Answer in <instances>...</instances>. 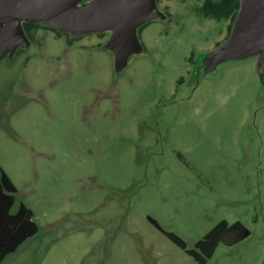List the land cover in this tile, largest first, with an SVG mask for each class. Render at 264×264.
Instances as JSON below:
<instances>
[{"label": "rangeland", "instance_id": "obj_1", "mask_svg": "<svg viewBox=\"0 0 264 264\" xmlns=\"http://www.w3.org/2000/svg\"><path fill=\"white\" fill-rule=\"evenodd\" d=\"M202 1L154 0L122 57L113 28L1 23L0 168L38 225L1 264H200L148 215L194 249L239 220L206 264H264V22Z\"/></svg>", "mask_w": 264, "mask_h": 264}, {"label": "water", "instance_id": "obj_2", "mask_svg": "<svg viewBox=\"0 0 264 264\" xmlns=\"http://www.w3.org/2000/svg\"><path fill=\"white\" fill-rule=\"evenodd\" d=\"M89 1L0 0V27L2 22H8L9 27L15 29L19 36L24 28L22 25L18 27L17 19L37 21L79 36L113 28L118 42L114 47L118 56L122 57L128 50L139 45V37H136L133 29L137 22L144 18L162 15L155 6L154 0H93L85 9L75 12L64 10L72 4ZM251 21H255L257 26L261 25L260 22H264V0H240L229 35L240 37L244 31L243 27Z\"/></svg>", "mask_w": 264, "mask_h": 264}, {"label": "trees", "instance_id": "obj_3", "mask_svg": "<svg viewBox=\"0 0 264 264\" xmlns=\"http://www.w3.org/2000/svg\"><path fill=\"white\" fill-rule=\"evenodd\" d=\"M239 6L240 0H203L199 6V12L203 16L218 20L229 19V33ZM145 25L146 23L138 28V37ZM22 26L28 35L33 28L40 26H47L58 33L64 31L31 20L23 21ZM64 32L68 33L67 31ZM16 191L17 188L11 177L4 169L0 168V262L38 231V225L33 218V211L25 203L20 202L17 211L11 212V208L15 203ZM148 220L163 231L175 244L185 249L200 264H206L220 241L232 245L250 234L249 228L241 221L236 220L229 223L223 219L195 243L197 249H194L187 248L185 241L174 232L165 231L152 216L148 215Z\"/></svg>", "mask_w": 264, "mask_h": 264}, {"label": "bare ground", "instance_id": "obj_4", "mask_svg": "<svg viewBox=\"0 0 264 264\" xmlns=\"http://www.w3.org/2000/svg\"><path fill=\"white\" fill-rule=\"evenodd\" d=\"M93 0H90L87 3H82V4H72L66 8H64L65 11H71V12H75V11H79L82 9H85L87 7H89L92 4Z\"/></svg>", "mask_w": 264, "mask_h": 264}, {"label": "flooded vegetation", "instance_id": "obj_5", "mask_svg": "<svg viewBox=\"0 0 264 264\" xmlns=\"http://www.w3.org/2000/svg\"><path fill=\"white\" fill-rule=\"evenodd\" d=\"M166 1H169V0H166ZM201 5V4H200ZM199 5V6H200ZM201 14V13H200ZM216 20H218V19H216ZM225 20H228V21H230L229 19H225ZM228 24H229V22H228ZM228 24L226 25V27H227V31H228Z\"/></svg>", "mask_w": 264, "mask_h": 264}, {"label": "crops", "instance_id": "obj_6", "mask_svg": "<svg viewBox=\"0 0 264 264\" xmlns=\"http://www.w3.org/2000/svg\"><path fill=\"white\" fill-rule=\"evenodd\" d=\"M232 24H233V22H232ZM27 239H28V238H27ZM27 239H26V240H27ZM26 240H25V241H26ZM25 241H24V242H25ZM22 244H23V243H22ZM4 259H5V258H4ZM4 259H3V260H4ZM3 260H2V261H3ZM2 261L0 262V264L2 263Z\"/></svg>", "mask_w": 264, "mask_h": 264}]
</instances>
